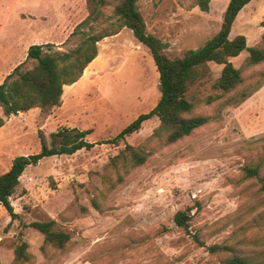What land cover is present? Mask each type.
<instances>
[{
    "label": "rangeland",
    "instance_id": "374dc122",
    "mask_svg": "<svg viewBox=\"0 0 264 264\" xmlns=\"http://www.w3.org/2000/svg\"><path fill=\"white\" fill-rule=\"evenodd\" d=\"M227 1L209 0L206 11L195 0H136V5L146 30L174 57L219 29ZM113 4L105 0L94 29L106 25L101 18L111 20ZM82 6L85 17V0ZM17 7L0 0V13H7L0 32V82L24 60L27 39L33 44L60 39L54 49L69 50L82 36L71 34L82 19L18 21ZM81 28L88 31L87 25ZM263 33L264 0H250L229 37L242 34L247 46H261ZM247 55L242 50L229 58L241 79L224 93L211 86L221 65L208 63V74L185 93L193 104L185 116L200 114L208 121L174 142L165 140L155 116L123 141L102 142L148 112L160 95L152 57L126 27L97 43V55L82 75L63 87L59 106L43 115L31 108L9 117L0 109V174L16 156L40 150L39 130L48 141L62 127L87 129L85 139L94 142L24 168L10 196L17 216L11 220L0 204V264H223L227 251L210 250L212 245L264 264V60L250 65ZM209 96L214 98L206 103ZM125 144L146 154L142 164H132ZM245 166L258 167V175L246 176ZM177 210L187 211V230L174 224ZM47 219L69 233L63 248L44 244L40 232L25 226ZM18 236L30 257L14 263Z\"/></svg>",
    "mask_w": 264,
    "mask_h": 264
},
{
    "label": "trees",
    "instance_id": "16d2710c",
    "mask_svg": "<svg viewBox=\"0 0 264 264\" xmlns=\"http://www.w3.org/2000/svg\"><path fill=\"white\" fill-rule=\"evenodd\" d=\"M113 1L111 12L113 19L107 21L108 18H101V23L106 25L94 29L93 20H97L98 16L102 15L100 7L104 5L105 0H85L87 14L71 32V34H82L73 48L54 49L55 45L51 42L35 43L27 47L24 60L0 82V109L3 116L9 117L31 108H39L40 114L43 115L53 107L59 106L63 87L74 83L82 75L85 67L97 55V43L106 36L116 34L122 27L128 28L134 38L148 49L158 72L160 95L148 112L138 114L113 138L102 142L123 141L126 135L138 130L142 122L152 116L159 120L158 130L165 132L167 142H174L188 135L208 121L207 116L200 114L185 116L193 108L192 102L186 98L185 93L191 84L208 74V63L221 65L219 75L212 81L211 86L224 93L238 85L241 79L240 71L232 65L230 57L247 50V64L252 65L264 60V33L261 46H247L245 36L242 34L229 37L237 13L250 0H228L219 29L202 45L174 57L165 53L164 41L146 30L136 0ZM208 2L209 0H195L196 5L203 11L208 9ZM82 25H87V32L82 31ZM27 61H30L31 65L22 68ZM213 98L214 96H209L205 102L209 103ZM88 132L87 129L62 127L51 132L47 141L39 130L40 150L13 158L9 168L0 174V204L11 220L17 215L10 203V196L18 185L24 168L36 164L46 156L72 154L81 148H90L94 142L85 139ZM123 151L128 153L133 165L142 164L146 158V154L141 149L128 144L124 145ZM243 170L248 177L258 175L256 166H245ZM261 188L264 190V184ZM188 220L189 215L186 210L175 211L173 222L177 227L187 230ZM25 226L40 232L44 244L58 249L63 248L70 238L69 233L59 228L53 219L31 221ZM26 247V242L18 236V244L13 250L14 263L29 259L30 255L26 252ZM208 248L227 251L223 264H259L253 257L241 255L224 245H212Z\"/></svg>",
    "mask_w": 264,
    "mask_h": 264
},
{
    "label": "crops",
    "instance_id": "0c3cea01",
    "mask_svg": "<svg viewBox=\"0 0 264 264\" xmlns=\"http://www.w3.org/2000/svg\"><path fill=\"white\" fill-rule=\"evenodd\" d=\"M12 2L18 5L14 11V17L18 21L50 19L53 23H77L84 18L82 6L84 0H12ZM4 10L0 13V32L2 23L7 19ZM33 42L35 40L32 37L27 39L24 48L27 49ZM60 42L58 39L53 44Z\"/></svg>",
    "mask_w": 264,
    "mask_h": 264
}]
</instances>
